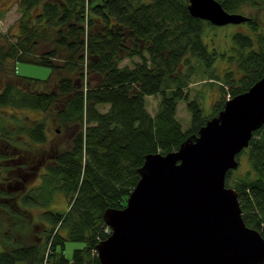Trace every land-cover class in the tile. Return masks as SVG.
<instances>
[{
	"label": "trees",
	"instance_id": "16d2710c",
	"mask_svg": "<svg viewBox=\"0 0 264 264\" xmlns=\"http://www.w3.org/2000/svg\"><path fill=\"white\" fill-rule=\"evenodd\" d=\"M187 1L19 0L18 32L0 45V72L15 75L26 86L6 82L0 88V111L9 114L0 115V140L15 136L29 149L49 143L45 115L61 127L67 137L61 144L68 146L50 147L40 182L25 193L16 188L32 177L31 166L10 156L13 147L0 152V163L12 174L2 188L0 210L9 212L16 234H26L32 221L22 210L27 215V207L44 209L38 219L42 226H35L30 242L6 233L12 246L0 250V264H100L96 245L109 235L102 214L125 206L145 156L177 150L224 106L225 95L206 115L200 102L189 98L191 77L217 81L228 98L261 78L264 33L256 15L246 21L252 35L235 32L233 52L220 54L226 66L218 69L217 49L204 38L206 27L217 26L192 17ZM217 1L230 13L244 6L264 8V0ZM125 59L129 63L121 65ZM19 62L51 73L46 79L21 76L14 70ZM153 95L159 103L152 115L145 105ZM182 99L191 119L186 129L176 117ZM103 106L107 110L98 109ZM23 110L43 118L26 115L17 125ZM243 157L246 170L233 178L228 170L225 182L237 192L245 224L264 238V123L236 159ZM57 192L68 199V210L50 209ZM68 241L83 244L70 259L64 254Z\"/></svg>",
	"mask_w": 264,
	"mask_h": 264
},
{
	"label": "water",
	"instance_id": "95a60500",
	"mask_svg": "<svg viewBox=\"0 0 264 264\" xmlns=\"http://www.w3.org/2000/svg\"><path fill=\"white\" fill-rule=\"evenodd\" d=\"M187 9L218 27L249 19L217 0H188ZM263 123L264 71L177 150L147 154L125 206L102 214L111 232L96 245L100 264H264V238L225 182Z\"/></svg>",
	"mask_w": 264,
	"mask_h": 264
},
{
	"label": "rangeland",
	"instance_id": "374dc122",
	"mask_svg": "<svg viewBox=\"0 0 264 264\" xmlns=\"http://www.w3.org/2000/svg\"><path fill=\"white\" fill-rule=\"evenodd\" d=\"M19 0H0V45L6 41V40H13L15 38V34L18 32L17 28V21L21 16V10L18 6ZM240 14L250 17L251 15H256L258 18V21L260 23V32L264 33V8L263 9H255L251 6H244L241 10H239ZM235 32H243L245 34H251L252 32L248 27V24L246 22H242L239 24H227L224 26H217L216 28H205V41L209 45V47L213 44V46L217 49V57L215 60V67L217 66L218 69L220 67L226 66L224 63L225 58L220 55L222 52L226 53L227 55L231 54L233 52V47L235 46L232 35ZM8 36V39L6 37ZM213 42H212V41ZM134 60H138L137 57L134 58ZM124 63H129L127 59L123 60L121 62V65ZM12 66H9V69L7 71L13 72L11 70ZM14 70L17 74L21 76H28V77H34V78H40V79H46L50 75V69L44 66L31 64V63H16L14 65ZM56 78L55 75H52V79L54 80ZM212 80L206 79L203 75H198L191 77L190 83L187 87L188 95L190 99H196L200 102L201 107L206 115L211 114L213 112V104L216 100H218L220 97L223 99L224 95L227 99L228 95L224 94L222 89L220 90L218 82H211ZM6 82H11L14 84H20L19 86L23 87L26 86L25 83H22L19 78H17L15 75H11L10 73H4L0 72V88L4 85ZM96 82V80H95ZM94 82V83H95ZM186 90V89H185ZM226 99V100H227ZM159 103V96L153 95V96H147L146 97V109L150 114H154L157 106ZM107 106L100 107L98 109L105 111L107 110ZM14 112L12 111V114ZM0 115H3V117L8 118V115L4 111H0ZM26 115H28L31 119H38L43 118V115L36 111L31 110H23L21 113L18 114L16 118H19L20 120H16V118H12V120H16V124H21V122H24V119H26ZM10 117V116H9ZM176 117L181 122L184 129L188 128L190 125V113L188 111V108L186 106L185 100H179L177 104V111H176ZM44 118L46 120L47 126H48V135H49V143L35 147V149H29L28 145L24 143L23 141H18V137H12L9 141L6 139L0 140V152L4 151L6 146L13 147L14 155H10L12 158H20L22 163L24 165L31 166L30 170L28 172L32 173V177L29 179H25L22 184L17 186V191L20 189L25 193L26 188H31L34 184H37L40 182V175L39 173L43 171L42 165L47 162L48 155L46 154L50 147L51 149L56 148L64 149L68 146V144H61L63 142L64 138L66 137V134L60 133L61 127L53 122L52 118L44 115ZM71 144L69 143V147ZM43 163H42V161ZM246 160L245 158H241L239 160V165L236 169L232 170L231 176L236 177L238 175H241L244 170H246ZM14 167V166H12ZM11 167V169H12ZM27 172V170H26ZM12 174L10 173V168L6 166V164L0 163V202L3 199L2 195V188H7V177L9 178ZM13 177V176H12ZM19 176L17 177V179ZM231 178V179H232ZM230 179V180H231ZM8 180V179H7ZM229 180V181H230ZM20 181L21 178H20ZM29 185V186H28ZM13 193V192H12ZM16 193V192H14ZM68 199L65 198L61 193L57 192L54 195V203L51 204L50 209L58 210V211H66L68 210ZM28 214H25V210H22L21 213H23L26 218H31V223L29 224V228L26 230V234H23L21 230L18 231V234H16V231L14 229V226L11 223V219H8V216L10 215L8 211L6 213H3L2 210H0V250L10 245L8 238H6V233H10L12 237L15 235H18L21 239H23V243L30 242L31 235L35 232V226L39 223L41 226V222H39V214L44 210L40 206L28 208ZM10 226H13L12 228H9ZM41 229V228H40ZM24 230V229H23ZM8 244H7V243ZM83 244L81 242H72L68 241L65 244V250L64 254L66 258H71L72 252L76 248H81ZM48 252V250H47Z\"/></svg>",
	"mask_w": 264,
	"mask_h": 264
},
{
	"label": "built area",
	"instance_id": "2783aa9c",
	"mask_svg": "<svg viewBox=\"0 0 264 264\" xmlns=\"http://www.w3.org/2000/svg\"><path fill=\"white\" fill-rule=\"evenodd\" d=\"M106 232L109 234L111 232V229L109 228V226L106 228Z\"/></svg>",
	"mask_w": 264,
	"mask_h": 264
}]
</instances>
